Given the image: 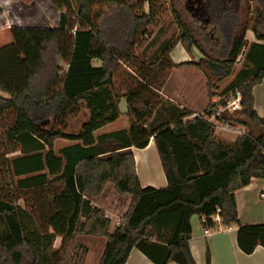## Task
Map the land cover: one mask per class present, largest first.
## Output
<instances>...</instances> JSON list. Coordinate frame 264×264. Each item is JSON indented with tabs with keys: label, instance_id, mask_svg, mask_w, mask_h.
I'll use <instances>...</instances> for the list:
<instances>
[{
	"label": "trees",
	"instance_id": "16d2710c",
	"mask_svg": "<svg viewBox=\"0 0 264 264\" xmlns=\"http://www.w3.org/2000/svg\"><path fill=\"white\" fill-rule=\"evenodd\" d=\"M169 1L179 34L144 58L131 49L139 31L152 23L157 0H50L59 11L57 27L0 28V91L9 95L0 97V118L5 111L15 113L7 140L21 147L22 156L11 163L15 175L31 174L17 184L30 189L33 214L25 219L16 198L0 195V264H83L86 248L67 251L76 235L106 237L99 264H126L133 247L157 264H196L189 248L190 218L197 215L204 228L212 227L217 209L223 224H238L242 252L264 247V224H240L234 198L252 178L264 179V118L256 114L252 97L253 86L264 78V0ZM248 30L259 42L247 44ZM177 42L202 57L174 64L168 53ZM242 53L243 67L221 91L225 95L236 88L241 110L220 119L257 126L256 135L248 131L227 143L204 118H190V110L156 94L168 69L190 65L201 69L212 98L214 82L233 73ZM92 59L101 66L94 67ZM119 60L132 73L124 93L130 125L104 135L121 143L119 149L101 151L93 131L119 117V96L110 89ZM80 114L77 128L68 129L66 116ZM151 137L167 181L163 188L140 186L130 151L146 147ZM56 138L75 143L56 154ZM106 182L116 193L131 195L112 233L104 211L88 199ZM56 237H61L58 249Z\"/></svg>",
	"mask_w": 264,
	"mask_h": 264
},
{
	"label": "crops",
	"instance_id": "0c3cea01",
	"mask_svg": "<svg viewBox=\"0 0 264 264\" xmlns=\"http://www.w3.org/2000/svg\"><path fill=\"white\" fill-rule=\"evenodd\" d=\"M2 5L3 4H0V8H3ZM148 9L149 6L147 3H145L143 5L144 12L147 13ZM2 21L3 25H1L0 28L5 26L33 27L20 24H6L4 22V18ZM245 39L248 45L252 42H259L255 39L252 31L250 30L246 32ZM168 57L174 64H180L192 60L198 61L202 57V55L196 48H192L190 52H187L183 45L180 42H177L171 49V51L168 53ZM60 62L64 64V62H62L61 60ZM91 63L94 67L101 66V61L99 59H92ZM183 70L184 73L181 72ZM186 72L189 75L197 74V77L200 78L199 82L203 84V79H205V76L202 71L199 68L190 65H183L168 69L166 72L168 73L167 81L171 83L172 89L169 91H172V93H170L172 94V96H182L181 98H184L185 102H187V100L192 102L191 94L193 93V91L190 89V87L195 85L193 84L192 80L187 77ZM125 81V77H122L120 80V84L117 87L115 84L114 75V77L112 78V85L110 86L111 91L118 94L119 96L117 101L119 117L116 120L110 123H106L105 125L93 131L95 144L101 151L119 149V147L122 146L121 143L119 144V142L114 139H105L104 135L119 131H127L129 128L130 116L128 115V104L124 97V93L129 88L131 83H126ZM180 84H182L181 86L184 87L185 91L188 89V97L182 95L179 92L178 85ZM117 88H120L121 92L117 91ZM199 91L201 92L200 95L202 96V99H206V101H208L207 94L204 93V91L200 87ZM0 97L9 98V95L0 91ZM252 97L253 108L256 114L259 117L264 118V78L260 83L253 86ZM187 107L193 112L190 106ZM199 111L201 112L200 109ZM7 113H11L15 120V113L12 110L5 111L0 120ZM193 113L197 112L194 111ZM13 122L11 123V125L13 124ZM11 125L8 126L3 132L4 139L1 142L2 144H0L3 148V151L0 153V195L9 192V195L12 196L8 200H10L11 198H16V205L19 209H21L19 213L25 219H32L33 214L29 206L31 203V195L29 193L30 189L26 186V184H24V187H18L17 184L19 180H22L31 174H14L11 162L13 159L22 156V152L20 146H17L15 143H12V141H14L13 139H9V141L7 140V131L11 127ZM74 143V141H70L67 139L56 138L54 140V152L56 154H59V151L62 148L73 145ZM46 150L47 149H45L43 153H45ZM130 151L134 158L135 171L140 186L142 188L166 187V177L153 138L151 137L149 139L146 147L136 148L132 146L130 147ZM43 172H45V170ZM263 188L264 179L252 178L247 185L235 190L234 198L236 203L237 216L240 224H264V210L262 206V201L260 199V192ZM18 192H20V194H18ZM17 195H19L18 199ZM88 199L90 201L91 206L102 209L105 213V216L110 220V233H112L115 230V227L122 222V216L128 210L129 205L131 203V195L116 193V191L114 190V185L111 182L105 183L102 192L98 196L90 197ZM190 226L191 237L189 239V248L196 264H264V247L258 245L249 254H246L239 249L236 243V234L238 230L237 223L225 225L220 221L218 222V224L210 227L208 231L204 233V226L202 225L201 220L197 215H192L190 218ZM82 236L95 237L97 241H100L98 242L99 248L96 259V264H99V259L101 257L106 242V237L104 236L76 235L67 246V251H70L68 254L71 255L77 246H82L86 248V253L83 259V264H86L87 257L89 255V248L80 242V237ZM60 245L61 237H56L53 243V247L58 249ZM71 246L72 248L70 249ZM126 264H157V261L148 257L139 248L133 247L129 252ZM166 264L177 263L174 261H169Z\"/></svg>",
	"mask_w": 264,
	"mask_h": 264
},
{
	"label": "rangeland",
	"instance_id": "374dc122",
	"mask_svg": "<svg viewBox=\"0 0 264 264\" xmlns=\"http://www.w3.org/2000/svg\"><path fill=\"white\" fill-rule=\"evenodd\" d=\"M0 4H3L2 5L3 8H1V13H0V26L3 25L2 23L3 18L5 20L4 22L10 25L20 24V25H27V26H33V27H56L58 26L59 11L51 4L50 0H0ZM156 6H157V9H156V13L154 15L152 23L144 27L136 35V38H135L136 44L131 49V54H134L137 57H140V58L149 57L150 55L154 54L156 51L162 50V48H164L169 41L174 39L179 34L178 27L171 13L170 1L169 0H157ZM242 55L243 53L238 57L236 63L233 65V73L229 77L221 80L220 82H214V87L211 90L213 96L212 98H208V101H206V99H202V96L200 95L201 92L199 91V87H200L204 91V93H206V87H205L206 79H203L205 82L203 81V84H202L199 82L200 78L197 77V74L189 75L187 72H186L187 77L192 80L195 86L197 85L196 87L195 86L190 87V89L193 91V93L191 94L192 102L188 100L187 102H185V99L181 98L182 96L178 97L175 95L172 96V94H170L172 93V91H169V90L172 89V86H171V83L167 81L168 73H165L162 76V79L164 80L163 81L164 84L161 85L159 92H157L156 94L159 95L161 100H163L164 102H168L169 104H172L173 106H175L176 108L180 110L182 108H186L189 110L187 106H190L193 112L195 111L197 113H200L199 109L201 110V112H205L208 106V102H210V105H211L213 103L215 104L218 100L223 99L224 95L221 93V91L227 86V84L231 82V80L234 77V73L240 70L244 65ZM132 60L133 59H130L131 62ZM61 64H62V67L65 68V64L63 63ZM181 72L184 73V70ZM131 74L132 73L128 66V63H125L124 61L119 60V62L115 65V69L113 72V77L115 75L116 86L118 87L122 77H125L126 83L131 81L130 80L131 78L129 77L131 76ZM181 85L182 84L178 85L179 92L182 95H185L186 97H188L189 96L187 94L188 89L185 91L184 87ZM180 86H181V89H180ZM117 91L121 92L120 88H117ZM165 105L166 104L162 106H165ZM228 113H233V112H228ZM81 118H83V114H80L79 118L66 116L65 120L68 124V129H76L77 125L79 124L78 119H81ZM13 120L14 118L11 113H7L0 120V144H2L1 142L4 139L3 132L6 130L8 126L11 125ZM57 123L60 124V121L59 122L57 121L56 125H58ZM245 128L247 132L249 131L254 135L260 132V129L257 126H249L248 128L247 127ZM213 133L218 139L224 140L227 143L228 142L232 143L233 140L236 137H238L237 135L233 133L222 131L219 128H217ZM2 151H3V148L0 145V153ZM80 238H81L80 242L89 248V255L87 257L86 264H96L97 253H98V248H99L98 242L100 241H97L95 237H91V236H82ZM71 248L72 246L70 247V249ZM77 253L81 255L80 248L77 250Z\"/></svg>",
	"mask_w": 264,
	"mask_h": 264
},
{
	"label": "built area",
	"instance_id": "2783aa9c",
	"mask_svg": "<svg viewBox=\"0 0 264 264\" xmlns=\"http://www.w3.org/2000/svg\"><path fill=\"white\" fill-rule=\"evenodd\" d=\"M223 99L226 100L225 105L221 106H213V104L208 105L206 108L205 112H200V113H192V115H190V118L193 117H202L204 118L207 122L210 123L211 125V129L213 130V132L219 128L222 131L225 132H230L233 133L237 136H245L247 135V130L244 126L238 125V124H233V123H229L227 121H223L220 119L221 114L226 113L227 112H238L241 110V103H240V99H239V92L236 88L230 90L227 94H225L223 96ZM264 154V151H263ZM260 199L262 201V206H263V210H264V188L261 190L260 192ZM212 221H213V226L218 224V222L221 221V218L219 216V209L216 210V213L211 217ZM202 221H205V218H203ZM210 227H206L204 228V233H206L208 231Z\"/></svg>",
	"mask_w": 264,
	"mask_h": 264
}]
</instances>
